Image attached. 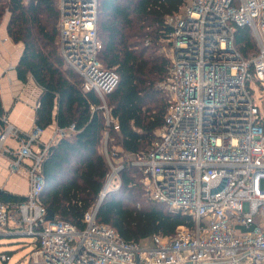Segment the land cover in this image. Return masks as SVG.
<instances>
[{"label":"built area","instance_id":"built-area-1","mask_svg":"<svg viewBox=\"0 0 264 264\" xmlns=\"http://www.w3.org/2000/svg\"><path fill=\"white\" fill-rule=\"evenodd\" d=\"M56 1L61 56L82 77L84 92L104 100L119 78L98 59L99 0ZM166 23L165 124L150 151L132 165L144 170L149 198L189 215L193 226L170 238L129 243L98 223L99 203L85 213L83 228L48 219L42 163L76 127H57L43 142V129L22 137L3 115L0 153L12 155L9 170L26 176L28 193L20 204L0 199V237H36L37 264H264V0H187ZM239 27L249 28L256 42L250 59L235 46ZM9 138L19 141L17 151L6 147ZM106 157L110 161L107 151ZM111 168L101 198L120 186L122 166Z\"/></svg>","mask_w":264,"mask_h":264},{"label":"trees","instance_id":"trees-1","mask_svg":"<svg viewBox=\"0 0 264 264\" xmlns=\"http://www.w3.org/2000/svg\"><path fill=\"white\" fill-rule=\"evenodd\" d=\"M186 2L99 0L103 49L98 59L119 78L102 100L93 91L84 92L82 77L61 56L56 0H0V24L9 15L8 36L24 46L15 67L17 78L24 84L32 78L41 89L34 129L46 130L55 123L60 129L75 125L77 130L57 140L41 167L42 204L55 219L83 228L84 215L98 205L112 164L122 166L120 186L106 193L98 207V223L114 228L129 243L170 238L178 228L193 226L189 215L151 200L144 170L132 165L150 151L165 124L164 83L170 61L160 50L168 45L171 32L167 18L180 13ZM235 46L245 59L258 52L247 27L237 28ZM2 110L0 93V114ZM0 126L4 127L1 115ZM0 199L10 205L27 198L0 188Z\"/></svg>","mask_w":264,"mask_h":264},{"label":"crops","instance_id":"crops-1","mask_svg":"<svg viewBox=\"0 0 264 264\" xmlns=\"http://www.w3.org/2000/svg\"><path fill=\"white\" fill-rule=\"evenodd\" d=\"M0 45V93L4 115L21 135L29 134L35 128V111L41 89L32 78L27 83L18 80L15 67L21 57L24 46L15 44L8 36L7 28L3 29ZM6 38V39H5ZM52 128L48 135L46 132ZM44 130L41 140L48 142L57 125L54 123ZM44 136V137H43ZM6 147L17 151L18 140L9 138ZM12 155L0 153V188L15 195L25 196L28 193V180L24 175L12 174L9 170Z\"/></svg>","mask_w":264,"mask_h":264},{"label":"rangeland","instance_id":"rangeland-1","mask_svg":"<svg viewBox=\"0 0 264 264\" xmlns=\"http://www.w3.org/2000/svg\"><path fill=\"white\" fill-rule=\"evenodd\" d=\"M9 20V15H6L0 24V41H2L1 35L3 34V29L7 28V23ZM6 39V38H5ZM2 42H0L1 45ZM168 50V45H164L160 52L166 53ZM253 88L255 89V102H260L261 89L254 82ZM52 128H49L46 134L48 135ZM44 137V136H43ZM245 210L248 209V204H245ZM147 242V241H145ZM143 243V242H142ZM37 238L28 237L25 235H10L0 237V264H37L32 251L36 248ZM9 252V253H7ZM2 255L9 256V259L2 260Z\"/></svg>","mask_w":264,"mask_h":264},{"label":"water","instance_id":"water-1","mask_svg":"<svg viewBox=\"0 0 264 264\" xmlns=\"http://www.w3.org/2000/svg\"><path fill=\"white\" fill-rule=\"evenodd\" d=\"M0 115H1V117L4 115V111H3V110H2V112H1ZM104 197H105V196H103V197L100 199V201H99V206H100V204L102 203ZM48 219H50V220H55V215H54L52 212H50V211H48Z\"/></svg>","mask_w":264,"mask_h":264}]
</instances>
